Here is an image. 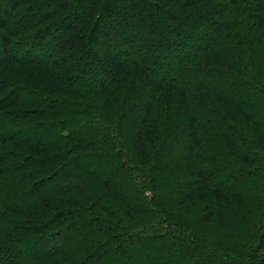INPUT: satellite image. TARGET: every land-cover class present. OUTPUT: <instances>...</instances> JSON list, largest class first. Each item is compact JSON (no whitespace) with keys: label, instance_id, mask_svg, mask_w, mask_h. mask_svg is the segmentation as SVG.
<instances>
[{"label":"trees","instance_id":"obj_1","mask_svg":"<svg viewBox=\"0 0 264 264\" xmlns=\"http://www.w3.org/2000/svg\"><path fill=\"white\" fill-rule=\"evenodd\" d=\"M0 264H264V0H0Z\"/></svg>","mask_w":264,"mask_h":264},{"label":"rangeland","instance_id":"obj_2","mask_svg":"<svg viewBox=\"0 0 264 264\" xmlns=\"http://www.w3.org/2000/svg\"><path fill=\"white\" fill-rule=\"evenodd\" d=\"M50 3H48L47 5H49ZM202 27H203V25H202ZM200 29H202V28H200ZM206 40H210V38H211V34L209 33V31H207L206 32ZM198 40L196 39V37L194 38V37H192L191 39H190V43L189 44H192L193 45V48L194 47H197V46H199L200 44H201V42H197ZM187 49H190V48H187ZM192 50V49H191ZM46 60V59H45ZM211 79L210 78H201V80H196L195 78H193L192 76L191 77H188L187 79H186V82L187 83H190V82H194V83H196V82H200V84H202L203 86H206V87H210V84L212 83V81H210ZM215 82V81H214ZM197 84V83H196ZM219 86L218 87V90H220V92L221 93H224V94H227V93H231L232 91H235L236 90V85H234V84H232L231 82H229V81H220V82H215L214 83V86L216 87V86ZM247 105L249 106H251L252 104L251 103H249V102H247ZM182 150V147L180 146V145H176V146H174V148H173V152H174V154L176 155V154H178L180 151ZM33 245V244H32ZM32 245L30 244V245H22V250L24 251V253H29L31 250H32Z\"/></svg>","mask_w":264,"mask_h":264}]
</instances>
